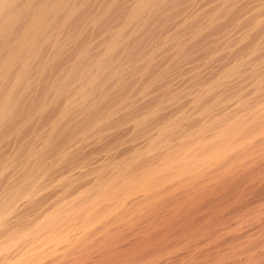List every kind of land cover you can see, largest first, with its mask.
Returning <instances> with one entry per match:
<instances>
[{
	"label": "bare ground",
	"instance_id": "obj_1",
	"mask_svg": "<svg viewBox=\"0 0 264 264\" xmlns=\"http://www.w3.org/2000/svg\"><path fill=\"white\" fill-rule=\"evenodd\" d=\"M159 1L155 4L159 2L158 5L162 6L166 3V0ZM85 2L82 0H0V90L6 83L10 86H6L9 87L8 92L0 101V110L3 114L1 116L6 117L7 113L16 109V105L19 106L20 101H18V95L16 96L19 91L28 92L27 88H31L35 81L39 80L41 84V81H48L51 67H56L49 62H57L63 52L67 51L65 49L68 45L78 42L84 25L86 27L93 24L95 27L96 22L104 19V16L100 17L102 13L99 15L100 19H97L92 11V16H89L86 23L81 21L84 25L77 24L81 28L77 27L78 29L75 32L73 30V33L70 32V35L65 32L66 35L63 37V30L68 28L79 15ZM152 4L151 0H137L128 13L125 11L127 13L124 14L125 16L122 14L124 17L121 18V16L118 23L115 22V25L112 24L113 27L108 28L105 35L102 33L103 35L99 36L96 42H88V45L79 48L76 57L72 58L74 61H71L73 64L71 63V68H68L70 70L61 72L62 74H58L57 78L54 77L57 83L55 84V81L53 83L57 85V88L52 84L49 86H52L53 90L57 89L56 95L54 94L57 99L69 91L68 94L72 96L60 101L62 102V107L58 106L60 111H56V115L51 113L54 116H50L47 121L45 119L47 122L45 127L42 125L40 128L37 125L39 128H34L36 130H33L31 139L26 141L28 143L22 144L23 147H19L20 150H16L14 156L9 157L10 160L12 158L14 160L9 162L7 160L8 163L4 161L5 164L2 162L1 184L10 177L12 171L18 173L24 168L23 172L27 171L24 174L21 172L22 177L19 178L17 185L15 183L18 179H15L17 182L13 181L14 186H10L13 183L5 182V180L4 183H8L9 188L5 192L3 188L1 189L3 191L0 196L1 264H160L163 260H169V257L172 258L177 254L190 258L187 261V257H185L187 260L183 257L185 262L179 261L181 264H230V260L234 259L235 262V259L244 253L250 255L245 264H257L258 257L254 251L257 249L256 246L264 243V237L258 242H254L253 238L250 239L253 241L247 243H234L231 240L235 235L230 234L231 228L227 226L229 218L232 222L231 217L236 214L235 211L240 210V208L235 210L234 207L240 206L243 200L245 201L249 191V194L253 195L251 190L264 180V59H262L264 57L260 58L262 56L260 52L264 48L263 40L256 43L258 38L256 35L254 39L256 41L251 48L242 45L245 50L239 62L236 61L226 69L222 66L225 70L222 69L221 74L218 71L215 74L216 77L211 78V75L213 76L211 74L208 75L210 78L205 79L202 76L207 72L206 68H210L209 65L211 66L216 58L220 62L222 55L230 51L234 52L236 48L239 49L238 46L249 37L242 39L240 37L237 41L226 40L228 39L226 38L216 46L215 50L212 48L213 52L211 49V53H208L212 56V61L204 62L202 57L201 61L197 58L199 62L197 61L193 68H188V71L180 70L181 66L176 68L174 65L185 64L186 59L192 58L189 55L191 52L186 50V46L184 48V42L189 43L193 37L196 40L209 30V27H204L205 24L200 27L197 25L195 30V27H192L194 33L190 34L188 28L189 31H185L190 33L185 37H181L180 34L179 37H170L171 39L163 46L155 47L153 51H146L144 55H137L142 62H149V64L146 65L147 68L133 72L135 74L128 83L122 76V71L116 67L114 69L113 62L121 52L123 54L128 52L126 51L128 45L135 43L132 40L137 41L142 36L141 32L149 26L158 12L157 8L158 10L160 8L157 6L155 8V4L153 6ZM108 8L109 11L111 7ZM163 8H165L164 5ZM257 29L256 23L252 31ZM91 41H94V37ZM138 44L136 42V45L128 47L130 51L124 56L127 57L126 60H134ZM102 45H104L103 48H100ZM93 46L95 48L100 46L97 55L96 53L92 55H96L94 60L91 59ZM73 48L71 47V50ZM178 49L181 51L179 52ZM97 50L95 49L96 52ZM208 54L204 55L205 59L209 57ZM44 59H47L45 60L47 66L49 64L52 66L46 68L44 63L40 65ZM189 60L191 59L187 62ZM122 61L124 62L123 59ZM160 62L165 65L171 64V67L179 69L180 73L184 72L179 73L181 77L175 79L173 75L170 76L171 72L169 75L171 67L169 66V69L166 65L164 68L167 67V69L158 75ZM133 63L129 65L133 67ZM118 64L115 66L118 67ZM156 64L159 68L155 72L157 75L153 77L151 75L154 72L148 71ZM47 70L50 72L49 76H47ZM62 71L65 70L62 69ZM167 75L170 78L174 77V80L167 81ZM200 77L204 78V81H200V87L197 90L190 92L189 84L193 82L198 84L196 81ZM50 78L52 79L50 81H53V76ZM103 79L115 81L124 87L121 88L123 91L113 98L109 99L108 97L111 96L105 95L104 101L100 102H105V97L108 100L105 104L101 103L103 106H97V98L94 96L101 92V95L96 96L98 99H100L99 96L103 97L105 93L103 84H107V81L103 83ZM37 84L39 85V82ZM44 84L42 86H45ZM46 85L48 86L47 83ZM92 92L96 94L93 93L94 96H91ZM47 94L46 99L43 98L44 94L41 98L47 100ZM48 95L50 98V94ZM51 100L49 99V104ZM181 100L184 101V105L181 104ZM179 102L180 105L188 107V111L183 107L184 113L168 117L169 111L176 109L177 113L179 105L178 107L176 105ZM39 107L34 106L26 110L29 109L27 112L31 110L30 113L37 112ZM50 110H46L47 113L53 112V109ZM80 110L85 111L83 115L93 113L90 118L86 115L84 122L67 126L70 116L74 117V113ZM41 111L46 112L45 109ZM32 115L36 117L37 114L32 112L31 118H33ZM3 117H0L1 121ZM31 118L29 120H32ZM72 120L76 121L78 118H72ZM80 120H82L81 117ZM39 121L41 122L40 119ZM3 124L0 123V128ZM33 127L36 126L33 125ZM5 132L9 135L6 129ZM1 145L3 143L0 144V148H2ZM80 155V162L75 166L77 167L75 171L71 168L73 173L69 172L71 175H66L70 168L66 170L64 168L69 166L71 159ZM16 158L22 159L20 162L24 163L23 167L18 168L17 165H13L14 161L17 162ZM50 186L62 189V195L58 194L61 196L56 201L55 199L43 200V196L46 197L45 195L50 193L47 190ZM5 188L7 187L5 186L4 190ZM54 188L52 192L58 189ZM45 191L48 194H44ZM25 210L33 211L35 215L33 213L30 215L36 218L34 221L32 220L34 217L31 219L33 222L28 227L26 221L25 228L23 226L25 224L17 220L22 224L20 226L22 228L19 229L13 223L15 219H19L17 217L22 211V213L26 212ZM251 210L245 211L244 215H248L253 220L261 216L260 212L263 214V210L259 212L260 215L257 214L259 210ZM252 221L247 220L244 224ZM10 224L18 228L11 230ZM238 224H236L237 227L241 226ZM218 226L230 229L228 234L227 229L224 228L226 235H217L220 229L217 231L215 229ZM239 230L241 231L240 227ZM135 232L139 236L133 240L134 237L131 236ZM130 238L132 242L125 241ZM221 242H224L227 247L223 243L221 245ZM94 257L97 258L92 261L91 258ZM171 261L169 260L170 263ZM175 261L178 262V260ZM166 264L169 263L166 261Z\"/></svg>",
	"mask_w": 264,
	"mask_h": 264
},
{
	"label": "rangeland",
	"instance_id": "obj_2",
	"mask_svg": "<svg viewBox=\"0 0 264 264\" xmlns=\"http://www.w3.org/2000/svg\"><path fill=\"white\" fill-rule=\"evenodd\" d=\"M82 1H86L85 2V5H84V7H83V9H81L80 10V12H81V14H80V12H79V15L77 16V17H75V19H74V21L73 22H71L70 24H72V25H70L69 24V27L71 26V28H65L64 30H66V31H64L63 30V37L66 35L65 34V32L67 33V35H70L71 33H73V30H74V32H75V30H77L78 28H81V26H79V25H81V24H83L84 25V23H82V22H85L86 23V21H87V19H89V16H92L91 15V13H92V11H93V13L92 14H95V16H97V19H100V17L101 16H104V19L102 18L101 20H100V22L98 21V23L96 22L94 25H95V27L93 26V24H90V25H86V27H85V25H84V30H83V33L79 36V39H78V42L76 43V44H70V45H68L67 47L68 48H64L65 50H67V51H65V52H63V54H62V57H60L59 59H60V61H59V59L57 60V62L55 61V63H52V62H49V63H51L53 66L55 65L56 67V69L54 68V67H51L52 65H50L49 63V67H51V73L47 70V76H49V73H50V76H53V81H50V80H52L51 78H50V76H49V78H48V81L45 79V81H47V82H44V81H41L42 82V84L43 83H45L44 85L48 88L49 86H50V84H52L53 86H57V85H55L56 83H57V81H55V79L59 76L58 74H62L63 72H66L67 70H70V69H68L69 67H70V65L72 66V64H73V62H71V61H74L73 59V57H76V52L79 50V48L81 49L83 46H85V45H88V42L90 43H94V42H96L100 37H101V35H105V33H106V31L108 30V28H111V27H113L112 26V24H116V23H118L119 22V19L121 20V18H123L127 13H128V11H129V9H131V7H133L135 4H136V2H137V0H82ZM103 1V2H102ZM132 1V2H131ZM156 1H159V0H156ZM155 1V3H157ZM176 1V2H175ZM194 1V2H193ZM89 2V3H88ZM111 2V3H110ZM151 2H153V4H155L154 3V0H151ZM160 2V1H159ZM159 2H158V4H159ZM180 2V3H179ZM197 2V3H196ZM107 3H109L108 5H107ZM114 3V4H113ZM183 3V4H182ZM229 3V4H228ZM237 3V4H236ZM264 0H166V3H164L163 5H164V7L165 8H163V5L162 6H159L158 4H155L154 6H155V8H156V6L157 7H160L159 8V10H158V8H157V11L159 12H157V14L155 15V19L153 18L152 20H151V22L149 23V26L147 27V28H145V30L143 31V32H141V34H142V36H140L139 37V41L137 40H132L133 42H135L134 44L132 43V45H136V42H137V44H138V42L140 43V44H138V48H136V46H135V48H136V53H134V55H135V58H136V60H135V58H134V60H131V61H128V60H126L125 58H127V57H124L125 56V54H129V51L130 50H128V47H131L130 45H128V47L126 48V51H128V52H126L125 50V54H123V52H121L120 54H119V56H117L116 57V59H115V61L113 62V67H114V69H115V67L116 68H118L119 70H121L122 71V76L126 79L125 81L126 82H130V79H132L131 77L137 72V70H138V72H139V69H142V68H144V67H146V65H148L149 64V62H142L141 61V58L139 59L138 57L139 56H137V55H144L145 54V52L146 51H153L154 49H156L157 47H160V46H163L165 43H166V41L168 42V40H170L171 38H173L174 36L175 37H179L178 35L180 34V36L181 37H185L186 36V34H188V33H190V34H192V33H194V32H192V27H195L194 28V30L199 26H204V24H205V26L204 27H206L207 26V28L209 27V33H208V31H206L205 33H207V34H205V33H203L201 36H199V37H197L196 38V40H195V38L193 37L191 40H189V43H188V41H185V42H187L188 44H186L185 42H184V48H185V46H186V50L190 53L189 55H191V57L193 58H188V59H191V60H189L190 61V64H189V61L187 62V60L188 59H186V61H185V64L183 65L182 63H180L179 65H174V67H176V68H178V66H181V67H179V69L180 70H184L185 69V71H188L189 69L188 68H193V66H195L196 64V62L198 61L197 60V58L201 61L202 60V58H203V61L204 62H206V61H212L213 60V58H212V56H209V54L208 53H211V52H213V49L212 48H214V50H215V48H217L216 46H218L219 44H221L222 43V41L223 40H225L226 38H228V39H226V40H232V41H237L240 37H241V39L243 38V37H249L248 38V42L250 43L249 45H251V46H249L248 45V42L247 41H244L243 40V42L241 43V45H239L238 46V48L239 49H237L236 48V50H233L234 52H232V51H230V52H228L226 55H222L221 56V59H220V57H219V59H220V62H219V60H218V58H216V60L213 62V64H211V66L209 65V67L211 68H206V69H208V70H210V72H208V70H207V72L206 73H204L205 75H203L202 77H205V79L206 78H210L209 76L211 75V74H213V76L211 75V78L212 77H216V75L215 74H217V72L219 71V73L221 74L223 71H222V69L223 68H225L226 69V67H228L229 68V66H231L232 64H234V63H236V61H240L239 59H242L243 58V55H244V48H243V46L242 45H247V47L249 48H251L252 46H253V43L256 41V40H254V39H256V35H258V38H257V41H256V43L257 42H262V41H259V40H263V43H264V28H263V26H264ZM114 5V7H113V5ZM153 4H152V6H153ZM169 6H168V5ZM175 4V5H174ZM188 4V5H187ZM97 5V6H96ZM101 5V6H100ZM111 5V6H110ZM132 5V6H131ZM177 5V6H176ZM181 5V6H180ZM215 5V6H214ZM226 5H228V6H226ZM106 6V7H105ZM174 6V7H173ZM219 6V7H218ZM97 7H99V8H97ZM108 7H111L110 8V10L108 11ZM173 7V8H172ZM180 7V8H179ZM186 7V8H185ZM263 7V8H262ZM97 9V11H95L96 9ZM236 8V9H235ZM239 8V9H238ZM112 9V10H111ZM114 9V10H113ZM203 9V10H202ZM91 10V11H90ZM99 10V11H98ZM165 10V11H164ZM200 12H198V11ZM219 10V11H218ZM85 11V12H84ZM102 11V12H101ZM114 11V12H113ZM127 13H126V12ZM180 11V12H179ZM106 12V13H105ZM121 12V13H120ZM197 12V13H196ZM102 13V14H101ZM113 13V14H112ZM120 13V14H119ZM126 13V14H125ZM161 13V14H160ZM168 13V14H167ZM217 13H219V14H217ZM258 13V14H257ZM90 14V15H89ZM101 14V15H100ZM108 14V15H107ZM110 14V15H109ZM124 16H123V15ZM176 14V15H175ZM183 14V15H182ZM210 14V15H209ZM86 15V16H85ZM99 15H100V17H99ZM119 15V16H118ZM189 15V16H188ZM213 15V16H212ZM88 16V17H87ZM122 16V17H121ZM222 16V17H221ZM83 19H82V18ZM106 17V18H105ZM121 17V18H120ZM186 17H187V19H186ZM209 17H210V19H209ZM243 17V18H242ZM116 18V19H115ZM169 18V19H168ZM78 19V20H77ZM159 19V20H158ZM174 19V20H173ZM181 19V20H180ZM185 19V20H184ZM195 19V20H194ZM202 19V20H201ZM219 19V20H218ZM85 20V21H84ZM156 20V21H155ZM169 20H171V21H169ZM206 20V21H205ZM208 20V21H207ZM218 20V21H217ZM82 21V22H81ZM153 21V22H152ZM181 21H182V23H181ZM191 21H193V23L191 22ZM194 21H197L196 23L194 22ZM201 21V22H200ZM217 21V22H216ZM116 22V23H115ZM169 22V23H168ZM184 22V23H183ZM225 22V23H224ZM75 25H77V24H79V25H77V26H75ZM168 23V24H167ZM177 23V24H176ZM197 23H199V24H197ZM211 24V26H210V24ZM212 23H213V25H212ZM243 23V24H242ZM245 23V24H244ZM256 23H257V30H254V31H252L253 30V26L254 25H256ZM98 24V25H97ZM153 24V25H152ZM182 24V25H181ZM185 24V25H184ZM189 24V25H188ZM261 25V26H259V25ZM193 25V26H192ZM198 25V26H197ZM209 25V26H208ZM253 25V26H252ZM100 26V27H99ZM104 26V27H103ZM177 26V27H176ZM183 26V27H182ZM252 26V27H251ZM78 27V28H77ZM98 27V28H97ZM153 27V28H152ZM161 27V28H160ZM181 27V28H180ZM248 27V28H247ZM250 27V28H249ZM93 28V29H92ZM190 29V32H186V31H189V29ZM242 28V29H241ZM252 28V29H251ZM237 29V30H236ZM245 29V30H244ZM246 29H248V30H246ZM71 30V31H70ZM90 30V31H89ZM100 30V31H99ZM186 30V31H185ZM193 30V31H194ZM207 30V29H206ZM212 30V31H211ZM250 30V31H249ZM157 31V32H156ZM164 31L166 32V33H164ZM173 31V32H172ZM233 31H235V32H233ZM237 31V32H236ZM243 31V33H240V32H242ZM248 31H249V33H248ZM252 31V32H251ZM260 31V32H259ZM71 32V33H70ZM145 32V33H144ZM147 32V33H146ZM172 32V33H171ZM178 32V33H177ZM232 33V37H231V33ZM254 32V33H253ZM259 32V33H258ZM69 33V34H68ZM100 33V34H99ZM103 33V34H102ZM156 33V34H155ZM173 33H174V35H173ZM219 33H221V34H219ZM223 33V34H222ZM237 33V34H236ZM246 33V34H245ZM89 34V35H88ZM97 34V35H96ZM140 34V35H141ZM147 34V35H146ZM183 34H184V36H183ZM227 34H228V36H227ZM240 34H241V36H240ZM245 34V35H244ZM251 34V35H250ZM171 35V36H170ZM236 35L238 36V37H236ZM242 35H244V36H242ZM250 35V36H249ZM100 36V37H99ZM147 38H146V37ZM159 36V37H158ZM230 36V37H229ZM62 37V38H63ZM88 37V38H87ZM94 37V41H91L92 40V38ZM161 37H163V38H161ZM171 37V38H170ZM234 37V38H233ZM97 38V39H96ZM153 38V39H152ZM247 38H245V40L247 39ZM261 38V39H260ZM263 38V39H262ZM137 39V38H136ZM181 39H184V38H181ZM250 39V40H249ZM253 39V40H252ZM86 42H85V41ZM88 40H90V41H88ZM163 40V41H162ZM144 41V42H143ZM143 42V43H142ZM152 42V43H151ZM157 42V43H156ZM225 42V41H224ZM74 43V42H73ZM148 43V44H147ZM160 45H159V44ZM204 43V44H203ZM262 43V44H263ZM95 44H97V43H95ZM131 44V43H130ZM155 44V45H154ZM210 44V45H209ZM94 45V44H93ZM188 45V46H187ZM264 45V44H263ZM73 46H74V48H73ZM76 46H77V48H76ZM103 46L104 45H102V47H100V46H98V47H100V48H103ZM71 47L74 49H72L71 50ZM94 47V46H93ZM98 47H94L93 49L94 50H92V54H91V59L92 60H94L93 58L97 55V53L99 52V50H100V48L98 49ZM140 47V48H139ZM144 47H147V48H144ZM156 47V48H155ZM242 47V48H241ZM75 48H76V50H75ZM195 48V49H194ZM197 48V49H196ZM95 49L97 50V52L95 51ZM138 49V50H137ZM143 49V50H142ZM152 49V50H151ZM194 49V50H193ZM212 49V51L210 52V50ZM263 50H264V48H262ZM145 50V51H144ZM179 50V52L181 51L180 49H178ZM196 50V51H195ZM206 50V51H205ZM261 51L260 52V58H262V57H264V51ZM69 51V52H68ZM73 53V55H71L72 53ZM74 51V52H73ZM94 51V52H93ZM138 51V52H137ZM192 51H194V52H192ZM143 52V53H142ZM207 52V53H206ZM70 53V54H69ZM96 53V55L95 56H92V55H94ZM142 53V54H141ZM195 54H197V55H194ZM206 54V55H205ZM207 54H208V58L207 59H205V56H207ZM121 55H122V57H121ZM200 55V57H198ZM202 55V56H201ZM205 55V56H204ZM242 55V56H241ZM64 56V57H63ZM128 56V55H127ZM227 56V57H226ZM202 57V58H201ZM52 58V57H51ZM73 58V59H72ZM117 58H119L120 60H121V62H119L120 60L119 59H117ZM124 60V62L122 61V59ZM131 58H133V57H131ZM139 60H138V59ZM178 58V57H177ZM196 58V59H195ZM61 59H63V60H61ZM113 59V60H114ZM233 59V60H232ZM236 59V60H235ZM262 59H264V58H262ZM45 60H47V59H44L43 61H42V63H40V65H42L43 63V65H46L45 67L47 68L48 66H47V61L45 62ZM118 60V61H117ZM143 60V59H142ZM261 60V59H260ZM59 61V62H58ZM63 61V62H62ZM65 61V62H64ZM139 61V62H138ZM141 61V62H140ZM218 61V62H217ZM235 61V62H234ZM41 62V61H40ZM120 63V64H118V63ZM126 62V63H125ZM134 62V63H133ZM187 62V63H186ZM199 62V61H198ZM197 62V63H198ZM60 63V64H59ZM67 63V64H66ZM72 63V64H71ZM120 66V68H119V66L117 67V66H115V65H117V64ZM121 63H122V65H121ZM128 63V64H127ZM131 63V65H132V63L134 64V66H136V67H132V66H130L129 64ZM192 63V64H191ZM201 64H203V62H200ZM211 63V62H210ZM223 63V64H222ZM57 64H59V66L57 65ZM125 64H127V65H129V67H127V65L125 66ZM137 64V65H136ZM140 64V65H139ZM142 64V65H141ZM143 64H144V66H143ZM159 64H161V66H160V68H159V65L158 64H156V65H154V66H151V68H149L150 70L148 71L149 73H153L151 76H153V77H155L157 74L155 73L157 70H158V68H159V71H160V73H159V71L157 72L158 73V75L159 74H161V73H163L164 72V70L165 69H167V67H165L164 68V66H166L165 64H163L162 62H160ZM163 64V65H162ZM182 64V65H181ZM226 66H225V65ZM229 64V65H228ZM125 67H124V66ZM186 65V66H185ZM191 65V66H190ZM123 66V67H122ZM139 66V67H138ZM143 66V67H142ZM168 66V68L170 69V67H171V64H169V65H167ZM170 66V67H169ZM185 66V67H184ZM222 66H223V68H222ZM48 67V68H49ZM131 67V68H130ZM71 68V67H70ZM127 68V69H126ZM133 68V69H132ZM147 68V67H146ZM173 69L172 67H171V70L169 71V75L170 76H174L175 77V79L176 78H179V77H181L180 76V74H182L184 71H182V73H180L181 71H179V69ZM220 68V69H219ZM62 69L63 70H65V71H62ZM162 69H163V71H162ZM225 69H223V70H225ZM53 70V71H52ZM133 70V71H132ZM136 70V71H135ZM152 70V71H151ZM175 70V71H174ZM176 70H178V71H176ZM221 70V71H220ZM54 71H56V72H54ZM123 71H124V73H123ZM52 72H54V74L52 73ZM59 72V73H58ZM62 72V73H61ZM132 72V74H129V73H131ZM133 72H135L134 74H133ZM171 72V73H170ZM57 74V76H56V74ZM85 73V72H84ZM178 74V75H176L175 76V74ZM180 73V74H179ZM219 73H218V75H219ZM53 74V75H52ZM124 74V75H123ZM127 74H129L128 76H127ZM169 75H167V81H171L174 77H172V78H170L169 77ZM206 75H207V77H206ZM209 75V76H208ZM215 75V76H214ZM217 75V76H218ZM129 76H130V78H129ZM54 77H56L55 79H54ZM202 77H200L196 82L198 83V84H195V82H193V84H189V87H188V90L191 92V91H194V90H197L199 87H200V85H199V83H200V81L202 82V81H204V78H202ZM47 78V77H46ZM102 78H104V77H102ZM105 78H106V76H105ZM171 79V80H170ZM201 79V80H200ZM203 79V80H202ZM10 80V79H9ZM128 80V81H127ZM174 80V79H173ZM172 80V81H173ZM55 81V84L53 83ZM104 79H103V83H104ZM107 81V82H106ZM106 83L107 84H103V91H105V93H104V95H102L103 97H101V96H99L100 97V99H98V97L96 96V95H98V94H96V93H94V92H92V94H91V96L93 95L94 96V94H96L95 96H94V98H97V106H103L102 104H105V102L108 100V98L110 99V98H113V97H115L116 95H118L117 93H119L120 94V92H122L123 90H121V88L122 87H124V85H122V84H117V82H111L110 80H108V79H106ZM166 81V82H167ZM199 81V82H198ZM36 82V83H35ZM34 82V85L32 86V84H33V82L31 83V85L30 86H32L31 88H32V91H31V88L29 89V88H27L29 91L28 92H25V90L22 92V90L21 91H19L18 92V94H16V96H17V98L19 99L18 101H20V103H18L19 104V106L17 107V105H16V109L15 110H13V111H15V112H9V113H11V114H9V113H7L6 114V117L4 116H1V115H3L2 113H1V110H0V117H3V119L6 121H4L3 119H2V121H1V118H0V123H1V125L3 124V122H5V124H3V126H2V128H0V134H2V135H0V140L2 141H0L1 143L0 144H2L3 143V145H1V147L2 148H0V167H2L1 165H3L2 164V162L5 164L6 162H7V160H8V162L9 161H11V160H14V158H12L11 160H10V158L12 157V155L14 156V154L16 153V150H20V148L21 147H23V145H24V143L26 144V143H28V142H26V141H29L30 139H31V137H32V133H33V130H36V129H34V128H39V126H40V128H41V126L43 125L44 127H45V124H47V120L50 118V116L51 117H53L54 115L53 114H51V113H55V115L57 114L56 113V111L57 112H59L60 111V108H58V106L59 107H62V105H61V103L62 102H60V101H64V99H68L69 98V96L71 97L72 95L71 94H68V93H70V91L69 92H67V93H65V95L64 96H62L60 99H57L56 97H55V95H56V91L55 90H57L56 88H54V90L52 89L53 87L51 86V87H49L48 89H50V90H48V89H46V87L45 86H42V84L40 83V81L38 80V81H35ZM37 82H39V85L37 84ZM51 82V83H50ZM46 83L48 84V86L46 85ZM110 85H109V84ZM41 84V85H40ZM116 84V85H115ZM195 84V85H194ZM40 86V87H38V86ZM104 85H107L108 86V88H107V86H104ZM199 85V86H198ZM6 86H9L8 85V83H6L5 84V86L3 85V91H1L2 90V88H1V90H0V101H1V99L3 98V96H5V94H6V92H8V89H9V87L7 88ZM35 86V87H34ZM110 86V87H109ZM37 87V88H36ZM41 87H43V89H44V93H43V89H41ZM6 88V89H5ZM104 88L108 91H106V90H104ZM111 88H113L112 90H111ZM27 89H26V91H27ZM117 91H116V90ZM38 90V91H37ZM48 90V91H47ZM53 90V91H52ZM121 90V91H120ZM128 90V89H127ZM126 90V91H127ZM53 92V93H50V92ZM111 91V92H110ZM26 94H25V93ZM40 92H42V93H40ZM50 94V98H49V95L47 94ZM55 92V93H54ZM107 92V93H106ZM116 92V93H115ZM21 93V94H20ZM40 93V94H39ZM94 93V94H93ZM22 94H23V96H22ZM43 94H44V96H43ZM46 94H47V100H45L46 99ZM55 94V95H54ZM115 94V95H114ZM58 95V94H57ZM99 95H101V92H100V94ZM106 95V97L107 96H111V97H108V98H106L105 97V102H100V101H104V96ZM41 96H43V98L45 97V99H43V98H41ZM58 96H60V95H58ZM19 97H21V98H19ZM40 97V98H39ZM65 97V98H64ZM24 98V99H23ZM53 98V99H52ZM93 98V99H94ZM41 99H43V101L41 100ZM49 99L51 100H53V102L55 103H53L52 102V100H51V102H50V104H49ZM54 99H56V100H54ZM103 99V100H102ZM184 100V99H183ZM183 100H181L180 102H182L181 104L182 105H184V101ZM29 101V102H28ZM34 101V102H33ZM37 101V102H36ZM40 101V102H39ZM48 101V102H47ZM56 101V102H55ZM60 103H59V102ZM32 104H31V103ZM35 102H36V104H35ZM47 102V103H46ZM180 102L176 105L177 107H178V105H179V107L177 108V113H176V109H175V111L173 110V111H169V112H167V116L169 117V116H173V114H174V116H178L179 114H182V112L184 113L185 111V109H186V111H188V107H185V106H182V105H180ZM52 103V104H51ZM61 105H59V104ZM102 103V104H101ZM29 104V105H28ZM30 104H31V106L32 107H34V106H40L39 107V109L38 110H36L37 112H35V111H32L34 114H43L44 115V113L46 114V115H44V119H43V115H41V116H37L36 115V117L34 116V115H32L33 116V118H35V119H33V118H31V114H32V112L30 113V111L29 112H27L29 109H32V107L30 106ZM33 104H34V106H33ZM99 104V105H98ZM28 105V106H27ZM51 105V106H50ZM54 105H55V107H54ZM25 106H26V108H25ZM54 108H53V107ZM45 109V111L46 110H52L53 109V112H49V113H47V111L46 112H42L41 110H43L44 111V109ZM185 108L184 110H182V108ZM21 108V109H20ZM27 108H29L28 110H26ZM58 108V109H57ZM179 108H181V109H179ZM23 109V110H22ZM56 109V110H55ZM20 110V111H19ZM50 110V111H51ZM54 110H55V112H54ZM178 110H180V111H178ZM26 111V112H25ZM38 111H39V113H38ZM41 112V113H40ZM178 112H180V113H178ZM23 113H25V115L23 114ZM29 113H30V118L32 119V120H29L30 118H28L29 116ZM77 113V114H76ZM76 113H74V117L77 119L78 118V120H72V118L73 119H75L72 115L70 116L71 118L69 119V123H70V121H71V123L69 124V123H67V126L68 125H75V124H78V123H82L81 121H85L86 119V115L88 116L89 114L88 113H86V114H84L83 115V113H85V111L83 112V111H78V112H76ZM93 112H91L90 113V115L92 114ZM176 113V114H175ZM16 114V115H15ZM27 114V115H26ZM47 114H49V115H47ZM76 114V115H75ZM9 115H11L12 117H11V119L9 120ZM15 115V116H14ZM77 115H78V117H77ZM88 116V118H90L91 116ZM7 116H8V118H7ZM24 116H25V118H27V120L24 118ZM48 117V118H46V117ZM83 116V117H82ZM173 116V117H174ZM17 117V118H16ZM41 117V118H40ZM80 117H81V119L82 120H80ZM84 118V119H83ZM87 118V119H88ZM23 119H25V120H23ZM38 120V121H35V120ZM39 119L41 120V122L39 121ZM45 119H46V121H45ZM7 120H8V122H7ZM19 120V121H18ZM29 120V121H28ZM34 120V121H33ZM13 121H15V122H13ZM26 121H28V122H30V123H26L25 124V122ZM31 121H33V122H35V123H31ZM44 121V122H43ZM79 121V122H78ZM17 122V123H16ZM21 122V123H20ZM39 124H38V123ZM74 122V123H73ZM37 123V124H36ZM43 123V124H42ZM73 123V124H72ZM9 124V125H8ZM19 124V125H18ZM28 124H29V126H28ZM36 124V125H35ZM0 125V126H1ZM13 125V126H12ZM14 125H15V127H14ZM33 125L34 126H36V127H33ZM37 125H39V126H37ZM25 126V127H24ZM33 129H32V128ZM11 128V129H10ZM14 128V129H13ZM15 128H18V129H15ZM2 129V130H1ZM5 129L9 132L8 134L9 135H6V133L7 132H5ZM11 130V131H9V130ZM13 129V130H12ZM20 132H19V131ZM30 130V131H29ZM4 131V132H3ZM12 131H16V132H12ZM22 131H24V132H22ZM28 131V132H27ZM19 132V133H18ZM11 133V134H10ZM17 133V134H16ZM14 134V135H13ZM8 136L7 138H8V140H7V138H6V136ZM10 135H11V137H10ZM59 135V134H58ZM15 136V137H14ZM1 137H3V138H1ZM24 137V138H23ZM5 138V139H4ZM29 138V139H28ZM4 139V140H3ZM25 139H28V140H25ZM7 140V141H6ZM24 141V142H23ZM7 143V144H6ZM23 144V145H22ZM20 145H22V146H20ZM3 146H5V147H3ZM15 146V147H14ZM18 147V148H17ZM20 147V148H19ZM11 148V149H10ZM47 148H48V146H47ZM3 149V150H2ZM8 154V155H7ZM10 157V158H9ZM80 157H81V155L79 156V157H75V158H73L74 159V161H73V159H71L70 161H69V163H68V165L69 166H72V165H74V166H72V167H65L64 169L66 170V168H70V170L69 171H67V173H66V175H71L72 173H73V171H75V168H77V167H75V166H77L78 165V163L80 162ZM8 158V159H7ZM17 159V158H16ZM3 160V161H2ZM22 159H17V162L16 161H14V163H13V165L14 166H16V167H18V168H20V166H22L23 167V164L24 163H21L22 161H21ZM4 161H6V162H4ZM21 161V162H20ZM7 162V163H8ZM74 168V170L72 171V169ZM25 169V168H24ZM23 169V170H24ZM27 169V168H26ZM23 170L22 171H18V173L16 172V171H12V173H11V175H9L8 177L10 178V180H9V178H6L4 181L5 182H7L8 181V183H13V181H15V182H17L16 180L18 179V182L17 183H15L16 185L19 183V180L21 179V177H22V174H24V173H26V171L27 170H25L24 172H23ZM68 170V169H67ZM21 172H22V174H21ZM69 172H71V174L69 173ZM19 174H21V175H19ZM13 175V176H12ZM16 177V178H15ZM18 177V178H17ZM14 178V179H13ZM20 178V179H19ZM16 179V180H15ZM4 181H3V183L1 184L0 183V196H1V193H3V191L5 192V191H7V189L9 188L8 186H9V184L7 185L6 183H4ZM4 184H6V185H4ZM262 184V185H261ZM11 185H13L14 186V183L13 184H10V186ZM261 185V186H260ZM7 187V188H5L6 190H4V187ZM263 186V187H262ZM50 187H52V186H50ZM50 187H48V191L50 192L49 194H48V192L47 191H45L44 192V194H48V195H45L46 197H44L43 196V200H48V199H55V201L56 200H58L59 198H60V196L62 195V189H59L58 187H56V188H54V187H52V189L50 188ZM3 188V189H2ZM53 188L54 189H57V190H55L54 192H52L53 191ZM61 188V187H60ZM3 191H2V190ZM64 189V188H63ZM66 189V188H65ZM260 189V190H259ZM61 190V191H60ZM253 190V189H252ZM252 190H251V193L253 194V195H251V194H249L250 193V191H249V193H247L246 194V196H248V195H250V196H248V199H246V196H245V201L243 200V202L241 203L242 204V206H241V204H240V206H235L234 207V209L236 210L237 208L239 209L240 208V210L238 211H235L236 212V214L234 215L233 214V216L231 217V218H233L232 219V222H231V219L229 218V220H228V222L230 223H228V226L227 227H229V228H231V230L229 231L228 230V228H226V227H217L215 230L217 231V229L219 230H222V231H217V235H219V236H221V235H223L224 236V231L226 230L227 232V234H228V231L230 232V234H233V235H235V236H232L233 237V240H231V241H234V243L236 242V243H247L248 241L250 242V241H253V240H250V239H253L254 238V242H258L259 240H260V238H262V237H264V209H261V208H264V180H263V182H260L257 186H256V188L253 190V192H252ZM256 190V191H255ZM57 191H58V193H57ZM261 191V192H260ZM47 192V193H46ZM61 193V195H58V194H60ZM256 193V194H255ZM258 193V194H257ZM53 197H52V196ZM59 196V197H58ZM262 196V197H261ZM51 197V198H50ZM258 197V198H257ZM246 200L248 201V202H246ZM252 200V201H251ZM246 202V203H245ZM252 202V203H251ZM254 202V203H253ZM253 204H254V206H253ZM252 205V206H251ZM256 205V206H255ZM262 205V206H261ZM259 207V209H258V207ZM242 207H244V208H242ZM261 207V208H260ZM247 208H248V210H247ZM257 209V211H258V215H260L261 214V216L260 217H258V218H256V219H252L251 217H249L248 215H244L246 212L245 211H249V210H251V209H254L253 211H256V209ZM242 209L244 210V211H242ZM261 209V210H260ZM263 210V214L260 212V211H262ZM27 212V216H26V212ZM24 212L25 213H22L21 212V214L19 215V216H21V217H17V218H19V219H15V222L13 223V224H15V226H18L19 227V229H21L22 227H20V226H22V224H25V225H23L24 226V228L26 227V223H27V227H28V225H30V223H32L34 220H35V218H36V216H31L32 215V213H33V211H31V210H25ZM30 211H31V213H30ZM240 211H242V213L240 212ZM252 211V210H251ZM240 212V213H239ZM244 212V213H243ZM259 212H260V214H259ZM31 214V215H30ZM34 214V213H33ZM243 214V215H242ZM26 217H25V216ZM35 215V214H34ZM240 215V216H239ZM236 216V217H235ZM242 216H244L245 218H243ZM34 217V218H33ZM243 218V220H242V218ZM246 217H247V219H246ZM33 218V219H32ZM235 218H238V219H240L239 221H241L240 223H239V221H237ZM33 221H32V220ZM17 220H20V222L22 223H19V221H17ZM233 220H235V221H233ZM252 221V222H250V223H246V224H244L246 221ZM27 221V222H26ZM26 222V223H25ZM234 222H236V223H234ZM19 223V224H18ZM29 223V224H28ZM234 225H233V224ZM239 223V224H238ZM236 224H238V225H243L242 227L241 226H236ZM253 224H255V225H253ZM230 225H232V227L230 226ZM244 225H245V227H244ZM259 227H258V226ZM14 225H12V224H10V226H9V228L12 230L14 227H13ZM234 226H236V228L234 227ZM18 227H16V228H18ZM239 227H240V229H241V231L239 230ZM258 227V228H257ZM16 228H14V229H16ZM224 228H226V229H224ZM233 228V229H232ZM247 228V229H246ZM13 229V230H14ZM236 229V230H235ZM243 229V230H242ZM252 229V230H251ZM215 231V232H216ZM243 231V232H242ZM220 232H222V233H220ZM232 232V233H231ZM255 232H256V234H255ZM262 232V233H261ZM239 235H238V234ZM250 233V234H249ZM258 233H259V235H258ZM261 233V234H260ZM138 233L137 232H135V234L133 233V235L131 236V234H130V236L131 237H134V238H132L133 240H135V238H136V236H139V235H137ZM221 234V235H220ZM253 234V235H252ZM226 235V234H225ZM244 235V236H243ZM129 236V235H128ZM222 236V237H223ZM247 236H248V238H247ZM252 236V237H251ZM257 236V237H256ZM258 236H259V238H258ZM256 238V239H255ZM128 239H129V237H128ZM131 238H130V240H127V239H125V241L126 242H132L133 240H132ZM228 240V239H227ZM124 241V244H126V242ZM228 241H230V240H228ZM222 243L224 244V242H221V245H222ZM128 244H130V243H128ZM225 246H226V244H224ZM223 245V246H224ZM224 246V247H225ZM224 247H222V249L224 248ZM227 247V246H226ZM225 247V248H226ZM257 247V249L254 251V254H257V257H258V261H257V264H264V243L261 245V246H256ZM259 248V249H258ZM262 248V249H261ZM260 250V251H259ZM258 251V252H257ZM256 252V253H255ZM195 253V252H194ZM261 253V254H260ZM196 254H197V252H196ZM245 254H249V253H244V254H242V256L240 255L239 256V258L237 259H235L236 261L235 262H237V263H235L234 262V259H233V261L232 260H230L229 262H230V264L232 263V264H245L246 263V260H247V258L250 256H248V255H245ZM260 254V255H259ZM177 256H179V257H177ZM173 257H174V259H173ZM183 255H173L172 256V258L171 257H169V260H172L171 261V263L169 262V260L168 259H166L165 261L163 260L162 262H160V264L162 263V264H166V261H167V263H169V264H174L175 262V264H181V262L183 263V262H185V257H187V256H185L184 258V261H183ZM97 257H94V258H91L92 259V261H94V259H96ZM171 258V259H170ZM189 258V256L187 257V259ZM194 258H196V257H194ZM186 259V260H187ZM190 259V258H189ZM189 259L187 260V261H189ZM175 260H178V262L179 261H181V262H177V261H175ZM1 262V261H0ZM90 262H91V260H90ZM164 262V263H163ZM234 262V263H233ZM1 264V263H0ZM55 264V263H54ZM58 264V263H57ZM159 264V263H158ZM229 264V263H228Z\"/></svg>",
	"mask_w": 264,
	"mask_h": 264
}]
</instances>
